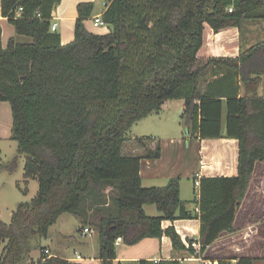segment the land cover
<instances>
[{
    "label": "trees",
    "instance_id": "1",
    "mask_svg": "<svg viewBox=\"0 0 264 264\" xmlns=\"http://www.w3.org/2000/svg\"><path fill=\"white\" fill-rule=\"evenodd\" d=\"M61 1L1 0L2 17L17 36L32 40L10 38L4 47L0 25V102L11 106L12 140L26 158L25 182L37 180L39 190L18 205L10 224L0 220V264L26 263L34 249L46 251L35 241L47 238L65 213L97 231L103 264L117 259L118 238L136 245L166 236L175 250L209 259L208 249L230 244L252 205L258 206L251 194L264 164V97L258 93L264 42L237 58L213 57L201 66L198 53L205 25L219 33L241 28L244 20L264 21V0H107L102 19L109 33L86 29L94 4L80 3L74 40L65 46L51 31ZM173 100L184 102L190 143L235 139L239 145L237 176L194 177L200 181L196 213L181 200L179 177L165 187L142 186L141 161L159 159L162 147L152 136H131L137 122ZM16 166L15 158L1 167L12 172ZM145 205L162 215L148 216ZM194 218L200 236L188 247L174 227L162 228L163 221ZM258 229L264 233V225ZM233 261L255 264L264 261V252L218 264ZM37 264L81 263L44 255Z\"/></svg>",
    "mask_w": 264,
    "mask_h": 264
},
{
    "label": "crops",
    "instance_id": "2",
    "mask_svg": "<svg viewBox=\"0 0 264 264\" xmlns=\"http://www.w3.org/2000/svg\"><path fill=\"white\" fill-rule=\"evenodd\" d=\"M93 3L94 0H62L61 3L55 7L52 17V23H56L58 25V33L61 35V43L62 45H68L74 40V32L75 25L78 19V5L80 3ZM106 4V3H105ZM104 4V6H105ZM105 11V10H104ZM103 11V12H104ZM94 12V11H93ZM20 14V13H18ZM98 15H102L98 14ZM97 16V15H96ZM91 17L88 21H85L84 25L87 30L94 33H109V29L106 28L105 31H99L92 29ZM60 22V23H59ZM8 21L2 17L1 13V0H0V25L2 26V43L3 46L6 47L3 40V36L5 30L7 29L6 25H8ZM243 25L246 27V37L242 35V29L237 27H231L225 30L220 31L219 33H215L212 28L208 25H205L204 30V43L202 48L198 53L199 60L203 62L207 61L209 58H237L241 55V53L247 51L253 46L264 42V21L258 22H249ZM251 25V26H250ZM93 26V25H92ZM14 27V26H13ZM60 29V31H59ZM15 31V28H14ZM13 37L16 39L18 43L20 42V38L23 36L17 37L16 32ZM8 43V42H7ZM30 43V42H29ZM258 93L260 96L264 97V75L261 77V83L258 88ZM158 114V113H153ZM152 114V115H153ZM144 119L143 121L149 119ZM138 123V122H137ZM136 125V124H135ZM12 127H13V119H12V110L10 103L8 102H0V140L2 139H10L12 138ZM134 127V126H133ZM132 131V130H131ZM132 137H138L135 135L134 131L131 133ZM154 137V136H152ZM158 138V137H154ZM194 141V140H193ZM202 142V154L200 162L198 163V168L194 171L193 176L200 177H216V176H226L233 177L238 175V157H239V145L238 141L235 139H217V140H200L196 143ZM164 154L162 152L161 157L157 160H142L141 161V169L140 175L142 179V186L144 182H149L153 184L158 179H163L167 182L170 180L179 177V163H169L164 164ZM255 182L253 181L252 186V199L253 204L258 203L257 207H253V212L250 216H245L244 220L241 222L238 231L232 235H230V244H225V242L219 243L213 247H210L207 251L208 258H206V254L204 257H189L188 251H177L173 248L172 242L170 238L163 236L161 240L156 239L161 246L165 247L164 253L161 252L154 254L153 256L146 257L142 260H148L153 263H158L161 260H170V259H178L182 263V258L184 260H197L200 264H203L199 259H203L206 264H218V260L224 257L229 256H251L254 258L263 257L262 247L264 245V233H260L258 227L264 225V164L259 165L257 171L255 173ZM165 184V183H164ZM149 186V187H148ZM148 188L151 187H165V185L156 186V185H148ZM151 186V187H150ZM146 187V186H145ZM251 189V190H252ZM195 193V189H194ZM180 197L181 200L186 202V208L189 211L197 212V206L195 208L191 207V200L193 197L187 192L183 185H180ZM197 196L193 200H195ZM250 199V198H249ZM261 200V202H260ZM248 203V202H247ZM152 205H145L144 210L148 216H154L156 213H153L150 210ZM149 209V210H148ZM162 214L160 213V216ZM255 218L256 220H254ZM169 227H174L177 233L181 236L182 241L188 247V240H197L200 236V221L197 218L191 220H177L174 222L171 221H163L162 228L165 230ZM258 230H257V229ZM123 243V242H122ZM121 243V244H122ZM120 244V245H121ZM199 247V243H196ZM119 247V245H118ZM57 254H63V251L59 250ZM78 252H75L76 259H68L70 261L78 262L83 264L81 259H77ZM99 255V251L97 252V259ZM50 257L55 256L59 257L56 254L49 255ZM141 258L133 257V258H119L117 251V259L115 261H119V264L126 262H138ZM78 260V261H76ZM102 261V260H101ZM141 261V260H140ZM235 264V261H233ZM255 264H264V261H255Z\"/></svg>",
    "mask_w": 264,
    "mask_h": 264
},
{
    "label": "rangeland",
    "instance_id": "3",
    "mask_svg": "<svg viewBox=\"0 0 264 264\" xmlns=\"http://www.w3.org/2000/svg\"><path fill=\"white\" fill-rule=\"evenodd\" d=\"M107 0H94V12L92 17L103 13L105 10L104 4ZM260 22L262 20H244L241 25L242 35L246 37V27L243 25L245 22ZM263 22V21H262ZM60 23V22H59ZM93 29L94 27L92 26ZM251 26V25H250ZM3 40L7 45L10 38H14V27L8 23L6 25ZM105 31L104 28L95 29ZM60 31V29H59ZM58 32V31H57ZM19 37V36H17ZM20 42L29 43L32 40L29 37H21ZM202 62L199 66L203 65ZM209 76H206V80ZM207 82V81H206ZM184 102L182 100H173L168 102L161 112L153 114L149 119L139 121L132 128L131 133L134 131L138 137L154 136L158 137L160 141L162 152L164 154V164L179 163V178L181 179L180 185H183L187 192L191 195V207L195 208L194 198L198 194L195 187L193 170L198 168V163L201 160L203 144L198 139L192 141L188 140L186 119L183 118ZM132 135V134H131ZM196 141V142H195ZM17 159V166L14 171L10 172L2 169V165H6L13 159ZM26 158L24 155L18 153V144L16 141L10 139L0 140V220L5 224H10L12 221L13 213L16 211L20 203L31 202L38 194L39 185L37 180H29L25 182L24 166ZM165 183V184H164ZM169 182L158 179L153 184L144 182L143 186L148 188V185H167ZM148 186V187H147ZM151 187V186H150ZM194 189H196L194 193ZM149 210V209H148ZM150 210L156 215L160 216L155 205L150 207ZM84 227L91 228V233L84 234ZM40 244L50 253L46 254L43 249H34L31 253V259L26 263L21 264H37L38 260L44 255L56 254L63 259H76L75 252L83 257V264H103L100 259H97V252L99 251V235L91 224L83 223L78 217L73 214H62L56 224L50 229V234L47 238L36 240L35 244ZM162 248L164 253L165 247L161 246L156 239H145L136 245H127L122 243L117 246L119 258H133L138 257L140 260L157 254ZM61 250L63 254H57ZM189 257H194L188 254ZM99 258V255H98ZM138 260V262L140 261ZM181 264H200L199 261L181 259ZM200 260V259H199ZM78 261V260H76ZM202 262V261H201ZM112 264H119V261H114ZM126 264H138L137 262H126Z\"/></svg>",
    "mask_w": 264,
    "mask_h": 264
},
{
    "label": "built area",
    "instance_id": "4",
    "mask_svg": "<svg viewBox=\"0 0 264 264\" xmlns=\"http://www.w3.org/2000/svg\"><path fill=\"white\" fill-rule=\"evenodd\" d=\"M22 10V8L19 10V13L20 11ZM229 12H233V8L230 7L228 9ZM92 24H93V27L96 28V29H99V28H107L106 24L104 23L103 19H102V15H97L96 17H94L92 19ZM51 31L52 32H57L58 31V25L56 23H52V26H51ZM195 187L197 188V190L199 189L200 187V181L199 179L196 180L195 182ZM199 210L197 209V212ZM93 230L91 228H88V227H85L84 228V234H87V233H91ZM123 242L122 238H118L115 245L118 246L120 245L121 243ZM193 247L199 251L200 250V245L199 247L196 245V244H193ZM46 254H49L50 252L48 250L45 251ZM77 259H81V257L78 255L77 256ZM200 261L203 262V264H206L203 259H200ZM236 263V261H235ZM121 264H124V263H121Z\"/></svg>",
    "mask_w": 264,
    "mask_h": 264
},
{
    "label": "water",
    "instance_id": "5",
    "mask_svg": "<svg viewBox=\"0 0 264 264\" xmlns=\"http://www.w3.org/2000/svg\"><path fill=\"white\" fill-rule=\"evenodd\" d=\"M190 136V134H189V130H188V128H187V137H189Z\"/></svg>",
    "mask_w": 264,
    "mask_h": 264
}]
</instances>
